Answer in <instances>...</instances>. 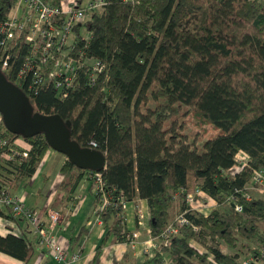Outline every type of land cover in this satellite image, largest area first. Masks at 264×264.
<instances>
[{
  "label": "trees",
  "instance_id": "obj_1",
  "mask_svg": "<svg viewBox=\"0 0 264 264\" xmlns=\"http://www.w3.org/2000/svg\"><path fill=\"white\" fill-rule=\"evenodd\" d=\"M9 4L0 0V22ZM87 17L75 31L86 55L104 65L101 71L79 69L66 97L48 79L37 94L5 72L7 79L28 95L34 111L69 120L71 139L104 155L100 173L113 201L120 196L125 202L146 200L151 237L159 239L172 206L183 211L187 195L197 188L216 202L207 216L187 214L198 233L181 226L148 263L163 264L167 256L169 264H239V253L224 254L208 242L222 240L235 249L242 240L240 248L255 264H264V192L245 195L252 171L264 172V0H112ZM0 134L6 141L0 166H10L17 182L31 176L49 148L43 135L13 134L1 116ZM17 138L29 148L16 146ZM12 149L27 155L11 161ZM238 150L248 154L249 165L233 171ZM60 172L68 197L83 177L93 186L95 171L67 159ZM94 197L97 203L95 190ZM0 216L24 220L9 206ZM98 216L113 220L108 232L114 242H131L121 204ZM193 239L207 246L213 262L193 247ZM251 242H256L253 249ZM35 249L25 234L0 236V252L24 264ZM99 254L98 248L92 264Z\"/></svg>",
  "mask_w": 264,
  "mask_h": 264
},
{
  "label": "built area",
  "instance_id": "obj_2",
  "mask_svg": "<svg viewBox=\"0 0 264 264\" xmlns=\"http://www.w3.org/2000/svg\"><path fill=\"white\" fill-rule=\"evenodd\" d=\"M9 1L10 15L0 22V69L3 73H11L17 83L23 84L29 93L37 94L48 79L57 90L60 97H66L68 90L74 80L79 77V69L87 67L93 71H101L104 65L96 59L86 55V51L79 46V37L75 31L77 25L87 20V14L91 11H103L112 0H7ZM137 3L139 0H120ZM88 33L84 39L88 38ZM6 143L0 134V147ZM13 151L7 154L11 161H18L15 157L26 156L24 151ZM249 165V156L243 150L235 154V164L231 168L239 171ZM95 192L98 201L92 216L98 221V213L105 211L109 206H118L120 200H112L104 189V182L99 171H95ZM258 184V186H256ZM262 185V186H260ZM248 191L246 198L251 194L261 195L264 192V172L253 170L252 177L246 184ZM216 202L201 188L186 197V208L177 212L173 219L167 224L165 230L159 237L160 246H167L173 235L181 226H190L198 233L200 227L195 225L187 214L199 213L209 215L207 205ZM9 206L12 214L27 221L29 224L39 227L43 222V215L25 205L24 201L16 196H10L8 189L4 186L0 190V208ZM122 212L126 218L127 205L121 204ZM241 211V206H235ZM149 214V213H148ZM138 226H145L146 214L144 210L136 212ZM49 226L60 223L61 216L56 211L47 212ZM12 224V221H10ZM146 231L150 235V229ZM17 232V231H16ZM14 231V233H16ZM134 235V234H133ZM38 243L42 245L58 264H73L80 256L67 257L68 249L54 236L50 229H40ZM197 241L195 239L192 240ZM191 243V244H192ZM193 245V244H192ZM194 247V245H193ZM199 251V250H198ZM264 256V248L260 249ZM207 259L214 261L213 254L206 251ZM239 261V259H238ZM169 264L170 260L164 259L163 264ZM239 264H255L251 256L245 257Z\"/></svg>",
  "mask_w": 264,
  "mask_h": 264
},
{
  "label": "crops",
  "instance_id": "obj_3",
  "mask_svg": "<svg viewBox=\"0 0 264 264\" xmlns=\"http://www.w3.org/2000/svg\"><path fill=\"white\" fill-rule=\"evenodd\" d=\"M15 144L23 150L29 148L28 142L23 138H17ZM65 160L66 157L63 154L49 147L33 174L23 177L19 182L14 181L15 175L10 171V166L3 162L0 166V187L5 185L10 196L20 198L26 206L41 212L46 226L49 224L47 217L49 210L60 214L62 219L54 227L53 233L68 250L80 252V258L73 264H92L98 248L100 254L97 264H143L146 261L147 264H153L148 262L159 252L160 241L151 237L146 231L149 220L146 200L136 198L132 202L125 203L127 205L126 225L132 233V240L127 243L114 242L113 235L108 232L113 220L109 219L106 222L99 218L96 221L92 216L96 202L91 180L83 177L71 197H68L66 191L61 189L64 178L60 168ZM143 205L146 206L145 210ZM141 210H144L146 214L144 227L138 226L136 222V212ZM176 211L177 206L174 204L171 211L172 218ZM10 221L0 216V236L25 234L35 243L34 255L25 264H57L47 250L38 243L34 225L25 220L12 221V224ZM14 231L17 232L14 233ZM193 245L199 250L195 244ZM219 250L224 254H230ZM166 257L164 256L163 259ZM0 264L24 263L0 252Z\"/></svg>",
  "mask_w": 264,
  "mask_h": 264
},
{
  "label": "water",
  "instance_id": "obj_4",
  "mask_svg": "<svg viewBox=\"0 0 264 264\" xmlns=\"http://www.w3.org/2000/svg\"><path fill=\"white\" fill-rule=\"evenodd\" d=\"M0 116L7 131L23 138L43 135L50 148L80 169L100 171L105 164V157L99 150L81 147L71 139L69 120L64 121L58 114L34 111L28 95L7 79L1 69Z\"/></svg>",
  "mask_w": 264,
  "mask_h": 264
},
{
  "label": "rangeland",
  "instance_id": "obj_5",
  "mask_svg": "<svg viewBox=\"0 0 264 264\" xmlns=\"http://www.w3.org/2000/svg\"><path fill=\"white\" fill-rule=\"evenodd\" d=\"M208 128V134H212V135H214V136H217V131L216 130H214V129H211V128H209V127H207ZM25 152V151H24ZM128 206H129V208H130V203H128ZM143 207H144V210L146 209V206H144L143 205ZM207 207H208V210H213L214 208H217V206H215V203H211V204H209V205H207ZM175 213H177V211L175 212ZM175 216V215H174ZM126 218H127V212H126ZM195 240H197V241H193V244H195L196 245V247L199 249V251L200 252H203V253H205L206 251H208V249H207V246L206 245H200L201 243H200V241H199V239H195ZM244 241H240V244L235 248V249H231V248H229L222 240H219L218 242H215V243H213V242H211V241H209L208 242V244H209V246H212V247H217V248H219V249H221L222 251H224L225 253H230V254H237V253H239V261H242L245 257H247V256H249L248 254H247V249H244V250H242L241 248H240V245H241V243H243ZM207 244V245H208ZM249 245V248L250 249H253V248H255L256 247V242H251V243H249L248 244ZM242 250V251H241ZM209 252V251H208ZM166 259H168L169 260V258L168 257H166ZM238 261V262H239ZM166 264V263H165Z\"/></svg>",
  "mask_w": 264,
  "mask_h": 264
},
{
  "label": "bare ground",
  "instance_id": "obj_6",
  "mask_svg": "<svg viewBox=\"0 0 264 264\" xmlns=\"http://www.w3.org/2000/svg\"><path fill=\"white\" fill-rule=\"evenodd\" d=\"M4 1H7V0H4ZM53 2H58L59 0H52ZM10 13H11V11H10V9H9V6H8V12H7V14L3 17V18H6L7 16H9L10 15ZM89 38H90V34L88 35V38L87 39H84L83 40V44H87V42H88V40H89ZM92 145H95V143H93L92 142ZM104 167H105V164L103 165V168L100 170V171H102L103 169H104ZM99 171V172H100ZM101 174V173H100ZM101 177H102V175H101ZM92 179H93V187H94V190H96V188H95V176H93L92 177ZM102 180H103V178H102ZM104 182V181H103ZM5 185H2L1 186V188H0V190L4 187ZM119 200H120V204H125L126 202H125V200H124V198L122 197V196H120L119 198H118ZM32 209V208H31ZM32 210H34L35 211V209H32ZM58 225V224H57ZM56 225H54V226H49V225H44V223H40V225H39V227L38 228H36V226H33L34 227V232L37 234V236H39V230L40 229H50L51 231H52V233H53V229H54V227H55ZM54 234V233H53ZM54 236H56L55 234H54ZM57 237V236H56ZM73 255H78V256H80V252L78 251V250H74V251H70V250H68V253H67V257H68V259L71 257V256H73ZM58 264V263H57Z\"/></svg>",
  "mask_w": 264,
  "mask_h": 264
}]
</instances>
